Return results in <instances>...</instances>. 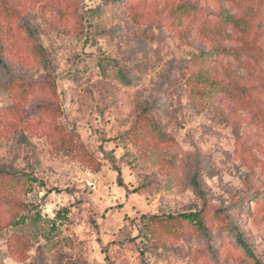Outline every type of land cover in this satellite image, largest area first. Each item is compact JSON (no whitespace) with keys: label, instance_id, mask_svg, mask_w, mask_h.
Masks as SVG:
<instances>
[{"label":"rangeland","instance_id":"rangeland-1","mask_svg":"<svg viewBox=\"0 0 264 264\" xmlns=\"http://www.w3.org/2000/svg\"><path fill=\"white\" fill-rule=\"evenodd\" d=\"M0 169V264H264V0H0Z\"/></svg>","mask_w":264,"mask_h":264},{"label":"trees","instance_id":"trees-1","mask_svg":"<svg viewBox=\"0 0 264 264\" xmlns=\"http://www.w3.org/2000/svg\"><path fill=\"white\" fill-rule=\"evenodd\" d=\"M202 55H203V53L200 54L201 57H202ZM197 75L201 76L202 72H198ZM121 77H123V75H121ZM144 122H146V119L141 117L140 122L137 125L134 126L135 134L140 132V130L142 129L141 126L145 125ZM154 125L155 126H153V128L156 131L155 135L158 137V139L161 140V141L167 140V138H166L167 135L164 132H162V130L155 123H154ZM16 173H17L16 171L0 169V177H4V176H8V175L11 176V175H14ZM12 179L13 178H11V180ZM193 184L197 188V182L195 180H193ZM57 214L59 215L60 212H58ZM151 218L158 219L159 221H164V222L173 221V220H175L177 222H180V221L186 220L188 222L194 223L196 225V227H198V228H202L203 227L202 221H201L200 216H199V212L179 213V214H176V215L168 214L167 216H153ZM236 240L244 248V250L248 253V255H251L250 250L247 248L246 244L241 239L239 232H236Z\"/></svg>","mask_w":264,"mask_h":264}]
</instances>
